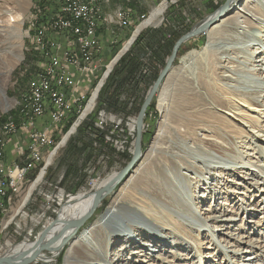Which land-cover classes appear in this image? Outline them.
<instances>
[{
    "label": "rangeland",
    "instance_id": "rangeland-1",
    "mask_svg": "<svg viewBox=\"0 0 264 264\" xmlns=\"http://www.w3.org/2000/svg\"><path fill=\"white\" fill-rule=\"evenodd\" d=\"M21 1L22 0H0V24H2L0 25V80L3 78L6 79L7 76L4 86L5 97L7 96L6 98L8 101L4 108L3 103H1L2 99L0 100V150H2V141H4L6 137L5 125L9 121V115L12 111L14 113L17 107V101L26 88L30 73L36 67L32 60L34 59L32 53L30 54L26 50L28 41L23 37L26 29V22H24L23 18L21 23L13 21V17L17 19L16 15L18 13H22L24 16L28 15L31 10V4L35 0H30L27 3L26 1L21 3ZM225 1L226 0H218L217 2H214V0H181L179 2L181 3L180 6L185 9L187 15H181L180 10L177 8L176 13L183 17L179 25L178 21L175 23V27L171 24L175 15H165L164 20L156 28L152 26L145 28V33L143 35L145 39L139 41L141 44L138 47L143 49L141 60L147 65L146 67L143 66L141 69L143 71L145 70V72H151L155 71V68H158L161 71L170 56L165 55L162 60L158 61L151 58V53L157 48V44L160 41L154 39L156 34L160 36L159 30L167 31V34L171 35L170 37L166 36L167 39L172 38L173 31L177 32L180 30L178 27H182V30L189 29L188 31H190L192 27H196V25L198 26V24L200 25L205 22V20H208ZM241 1L243 0H239V3ZM254 3L255 0L254 2L251 1L250 7ZM152 5L153 3H151L147 11L142 12L138 18L133 20L127 29V33L117 44L109 45L110 50L108 52L110 56L103 60L102 67L98 71L97 76L93 77L91 83L89 82L85 100L89 99L93 89L96 88L106 70L107 64L118 54L119 50L122 49V46L133 34L137 25L146 18L147 15L145 14L149 12ZM213 6H217V8L213 9ZM233 6L234 8L232 11L235 9L236 5ZM176 7L177 4H173L171 9ZM260 7L264 9L262 3ZM257 15H260L259 17L262 19L264 18V14L261 16L262 13L251 15L250 12L249 15L239 17L238 23L236 24V27L239 29L232 24H228V31H226V29L219 35V42L216 44L209 43L207 35L202 34L183 43L186 51L174 62V66L170 73L164 79L160 89L154 96L151 102L153 104H150L151 108L147 109L144 116L142 128V156L135 167H133L126 177L118 183L113 191L105 195L98 205L91 210V212H93L84 220L85 222L80 228L79 234L85 232L87 227L91 226L102 217L113 197L118 194L122 187L130 191L140 190V196L144 199H146V195H149L148 191L174 193V191L170 189L172 183H169L166 179L167 174L163 175L158 173L161 169H159V162H157L155 158H153L149 164H145L142 170L143 176L140 177V180L135 183L131 182L126 184L132 171L143 161L155 142V135L164 117L160 103H163L165 108L168 109V129L163 140V146L167 151L169 149L177 151L178 146L180 144L184 145L182 141L184 142L187 138L184 135L182 137V132L180 131V128L183 129V125L187 121V110H189V107L186 108L187 104L189 101H192V98L198 99L195 96L194 90L202 92L205 96L207 94L203 87L204 85L206 86L207 83H210V88L213 89L211 91L220 95L224 94L222 88L230 82L221 77L222 71L218 72L219 70H217V67L221 64H226L227 60L233 58L230 57L231 55L235 56V53L232 52L235 51L238 46L243 45V39L247 40L244 34L245 30H248V27L246 28L248 19L250 18L256 22L254 17ZM260 23L264 24V20H261ZM237 30H240V32ZM19 34H21L20 39L18 37ZM19 40L23 42V58L17 62L13 55L14 53L18 54L15 45L18 44ZM149 44H151L150 47ZM193 49L196 50V52L187 57V53ZM254 50L256 51V49H251L248 53L252 54ZM258 53L259 52L256 53L258 56L264 58V53ZM234 59H236V57ZM257 60L258 59L255 61H246L244 57L239 58V61L235 60V64L237 63L236 66L238 68L234 67L235 71H233V74H235L241 82L240 86L237 87L239 88L238 90L252 91L255 87L260 86V83H264L261 82V79H258L256 75L240 72V68L249 70L253 68L254 70V68L264 67V62H257ZM153 61L156 64L154 66H152ZM8 68H10L8 75H3L4 71ZM254 72L258 74L257 72H259V70H254ZM0 85H3L2 82ZM138 87L139 88L135 90L131 89L128 85L115 88L113 83L108 89H104V92H102L104 96L101 95L100 97V92L103 87L99 91L97 107L99 106L100 109L105 110V113L108 112L115 115L116 120L121 119L116 129L119 136L115 135L114 138V140L121 141V145H117L121 146L120 148L112 145L114 143L111 141L106 142L103 138L101 140L94 138V134L101 130L98 129L95 124L97 113L95 117V115H93L95 111H93L87 115L85 120L81 121V123L89 121L91 129L89 128L88 131L90 133H85L84 135L79 134L78 138L74 140L71 146H69L67 141L66 145L58 149L52 164H50V166L48 165L42 181L38 182L28 202L25 201V194L29 186L35 182L34 180L39 175L37 172L35 175L30 176L31 178H29V181H27L19 195H13L11 199L7 197L3 199L5 211H0V254L5 252L7 244H17L28 236H30L31 239H35L45 227H48L55 221L59 213L71 202L74 196H93L97 192L96 186L102 182L104 178L112 174H118L120 170L128 164L130 160H128L126 156L121 155L125 153V155L130 154V159L132 157L134 141L137 134L136 119L150 89V87L145 88L146 85L144 84H140ZM163 89L165 90L162 93ZM262 94L263 96L261 98L264 100V91ZM101 98L103 101L100 100ZM232 98H235V106L233 105L232 108L237 106L243 109V112L247 115L243 113L245 116L243 119L240 114L234 113L238 112L237 110L233 109L232 112L224 108L223 111L225 110L226 113L221 112V115L217 119L219 122L225 123L227 122L225 118H227L236 126H242V131L239 130L240 133L236 135L237 142H241L239 148H237L238 153L242 155V158L247 160L249 157H246L245 151L249 148H254L252 149L254 150L253 154L258 158L251 157L252 160H255V162L262 161L264 159V152L261 150L262 147L264 148V107H260L261 110H259V105L254 103L248 105L244 103L243 100L239 99L243 97L232 96ZM115 101L118 103L116 104ZM195 104H197V102ZM246 105L247 107H244ZM228 112L230 115L227 114ZM71 116L73 118L70 119V123L62 131L63 135H66V132H68L73 125V121L77 119L78 114H72ZM252 116L257 117V119L261 121L262 129H259L251 122ZM81 123L78 124V128L81 126ZM107 123V128L111 131L115 124L109 119ZM55 141L60 142L61 138H56ZM165 148L163 150H165ZM112 149L115 150V153L110 156L112 154ZM13 157V153H11L8 148L0 154V162L10 161ZM254 168L256 169L254 175H250L252 179H244L245 174L243 173L241 176L237 174L233 175V177H229L228 172L225 171L224 175L227 177L220 182V186L223 189L221 192L214 186L213 183L217 182L211 180L213 176L208 179L207 171L205 172L207 175L204 174L205 177L199 178L195 173L198 170H194L193 176H195V178L190 185L183 177L179 176L181 173L178 171L174 180L176 181V185L183 183L185 188H190L186 194V198L189 200L191 207L184 206L183 204L179 207L181 211L180 214L178 213L180 219L178 222L182 223L183 226L180 227L179 225L176 226L174 223H171L168 230L161 231L156 229V232L162 237L165 236V233H169L172 236L180 237L181 240H177L176 238V246L167 248L166 250H161L159 247L155 246L156 249H160V251H149L147 257L142 256V258H145L147 261L142 262V258H139L141 262L138 264H264V211L258 208L253 211L251 215L246 213L247 208L253 207L254 203L258 202L260 199H262L260 201L264 207V194H262L264 191L261 190L264 188V183H262L264 180L262 181L260 179L264 178V172H261L260 169L262 168L258 166ZM168 170L169 169L165 172ZM249 173H251V171ZM174 175L176 174L173 173V176ZM253 181H257V184L250 187ZM206 182L208 183L206 184ZM198 184L200 186L199 190H197V192L199 191L198 194L196 192L192 194L191 186L195 187L196 185L198 186ZM246 186H249L250 191L244 193L246 191ZM236 191L242 193L237 195V197L235 196L234 201H231ZM258 194L261 196L258 197ZM199 196L202 202H200ZM152 199V202L155 203V199ZM227 202L230 204H227ZM244 206L245 208H243ZM19 207L21 210L15 212ZM191 212L194 213L192 218L196 220V223L192 218L186 216ZM230 215L234 216V221L228 219ZM208 216H211V218L215 216V219L210 220L211 218H209L206 220ZM198 218L200 221L197 220ZM142 223L141 221L139 222L140 226ZM124 228L130 227L125 224ZM130 231H132L131 228ZM145 240L148 241V238ZM117 247L122 248L119 245ZM70 248L71 244L67 243L66 247L56 256L51 257L48 262H31L29 264H65V256ZM247 248H252V250H254L251 259H247L245 258L246 256H244L247 254L244 253ZM128 252L130 251L127 250L125 253L128 255ZM165 257L168 260L167 262L163 261Z\"/></svg>",
    "mask_w": 264,
    "mask_h": 264
},
{
    "label": "bare ground",
    "instance_id": "bare-ground-1",
    "mask_svg": "<svg viewBox=\"0 0 264 264\" xmlns=\"http://www.w3.org/2000/svg\"><path fill=\"white\" fill-rule=\"evenodd\" d=\"M25 1L27 3L30 0H22L21 3ZM158 1L159 0H154L152 2L153 5L151 9L145 14L147 15L146 18H144L137 25L133 31V34L122 46V49H120L118 54L114 56L107 64L103 76L99 80L96 88L93 89L89 99L85 100L84 96V105H77V107L73 109L71 115L78 114V116L77 119L73 121V125L70 127L68 132H66V135H63L62 131L70 123L69 120L72 118V116H70V118L61 125L60 130L56 131L52 141L48 142L47 146L43 148L41 156L38 160V164L34 165L33 170L26 177L25 184L27 181H29V178H31L30 176L35 175L36 172L39 174L34 180L35 182L29 186L25 194V201L28 202L31 199L33 191H35L38 182L42 181L44 174L46 173V169L48 165L50 166V164H52L53 158L56 156L58 149L66 144L70 135H72L77 130L78 124L81 123V121L86 118L89 113L95 110L99 91L101 90L111 68H114L113 66H115L114 64L116 59H118V57L130 49L138 35L145 28L149 26H158L162 21L161 16L165 15L167 10H170L173 4L176 5L181 0ZM251 1L254 2V0H243L239 3V0H232L231 5H236L235 9L225 16V18L218 20L212 27L208 28L204 34H201L207 35L209 43L216 44L219 42V35L227 29L228 24H232L236 27L239 17L249 15V12L251 15L262 13L261 16H263L264 9H262L260 5L262 3L264 6V0H255V5L252 4L250 7ZM213 14L209 19H212L216 15ZM28 15H32V18L40 17V0H35L32 2L31 10L29 11ZM259 16L260 15L254 17L256 22L250 18V20L248 19L246 25L248 30H245L244 34V37H246L247 40L243 39V45L238 46L235 51H231L232 53H235V56L231 55L230 57L233 58L227 60L226 64H221L217 67V70H219L218 72L222 71L221 77L230 82H227L228 84L222 88L224 90V94L221 93L222 95H220L211 91L213 89L210 88V83H207V85H204L203 87L207 94L205 96L202 94V92L194 90L195 96L198 99L192 98V101H189L187 104L186 108L189 107L186 116L187 121L183 125L184 128H180V131L182 132L181 136L183 137L184 135L187 138L184 140L185 143L182 141V144L184 145L180 144L178 146L177 151H174L173 149H169L167 151V149L163 146V140L168 129V109L165 108L163 103H160V106L163 109L162 112L164 113V117L159 126L157 134L155 135V142L143 161L132 171L130 177L126 181V184L131 182L135 183L136 181L140 180V177L143 176L142 170L144 169L145 164H149L152 159L155 158L157 159V162H159V169H161L158 171V173L163 175L167 174L166 179L169 183H172L170 189L171 191H174L173 194L148 191L149 195H146V199H144L142 196H140V190L130 191L127 188L122 187L118 194L113 197L102 217H100L91 226L87 227L85 232L81 234H79V231L85 222V217L98 205L102 198L98 200L97 192L93 196H74L71 199V202L59 213L55 221L48 227H45V229L35 239H31L30 236H28L17 244H7L5 252L0 254V257H11L12 261L9 263L2 262L0 264H15L29 257H33L32 262L45 263L48 262L51 257L56 256L64 247H66L67 243L71 244V248L68 250L65 256V264H138L141 262L139 261V258H142V256L147 257L149 251L156 252L160 251V249L166 250L167 248L176 246V238L177 240H181L180 237L172 236L169 233H165V236L162 237L156 232V229L161 231L168 230L171 223H174L176 226H183L182 223L178 222V220H180L178 215L181 211L179 210V207L182 204L184 206L191 207L189 200L186 198V194L190 188H185L183 183L176 185V181L174 180V177L177 176L178 171L181 173L179 176L183 177L189 185L195 178V176H193L194 170H198L195 173L199 178L205 177V175H207L206 173H208V179L213 176L211 180H215L214 182H217L213 184L215 187H217L219 192L223 190L220 186V182H222V180L227 177L224 175L225 171L228 172L229 177H233V175L237 174H240L241 176L243 173L245 174L244 179H252L250 178V175H254L256 171L254 167L258 166L262 168L260 171L264 172V159L262 161L255 162V160H252L251 158H258L253 154L254 150L252 149L254 148H249L250 151L249 149L245 151L246 157H249L247 160L242 158V155H240L237 151V148H239L241 142H237L236 135L242 131L243 127L236 126L231 122V120L227 118H225L227 121L225 123L221 121L219 122L217 119L221 115V112L226 113L225 110L223 111L224 108L229 109L230 111L233 109L237 110L238 112L234 113L240 114L243 119L245 117L243 113L247 115L245 112H243V109H240L237 106L232 108L233 105L235 106V98L233 99L232 96L243 97L239 99L243 100V102L248 105H252V103H254L259 105V108L264 107V100L261 98L263 96L262 92L264 91V83H260V86L255 87L258 89L254 88L255 90L253 89L252 91H240L237 87L240 86L241 82L235 76V74H233V71H235L234 67H237L235 60L239 61V58L241 57H244L246 61H255L258 59L257 62H264V58L256 54L257 52H259L258 54L264 53V24L260 23V21L264 20V18L262 19ZM16 17L17 19L13 17V21H17L19 23H21L24 19V15H22V13H18ZM226 31H228V29ZM237 31L240 32V30ZM18 37L20 39L21 34H19ZM25 38L28 42H32V33H26ZM117 42L115 44H117ZM15 47H17L18 54L14 53L13 56H15V59L18 62L23 58V42L19 40ZM251 49H256V51L254 50V53L252 52V54L248 53V51ZM195 52L196 50H191L187 53V57ZM235 57L236 59H234ZM254 70H259V72H257L258 74H256ZM254 70L253 68L250 70L240 68V72H247L254 76L256 75L258 76V79H261V82H264V67L261 66L260 68H254ZM9 72L10 68L6 69L3 75H8ZM6 79L3 78L0 80V84L1 82L3 84L0 85V100L2 99L1 103H3L4 108L8 102L6 98L7 96L5 97L4 86ZM164 90L165 89L162 90V93ZM196 102L197 104H195ZM244 107H247V105ZM261 108L259 110H261ZM227 114L230 115L229 112ZM251 122L254 123L259 129H262V125L260 123L261 121H259L257 117L252 116ZM56 138H61V141L56 142ZM164 148L165 150H163ZM261 150L264 152L263 147ZM167 169L169 170L165 172ZM250 171L251 173H249ZM173 173L176 175L173 176ZM116 178L117 174H112L104 178V180H102V182L96 186V190L98 191L105 186H111L115 183ZM260 179L262 181L264 180V178ZM230 181L234 182L233 180ZM207 183L208 182H206V184ZM256 184L257 181H253L250 184V187L255 186ZM24 186L22 187V190ZM191 187L192 194L193 192L198 194L199 191L197 192V190L200 188L199 184L198 186L196 185L195 187ZM22 190L19 191L17 195H19ZM245 190L246 191L244 193L250 191L249 186H246ZM261 190L264 191V188ZM234 193L235 194L231 198V201H234L235 196L237 197V195H240L242 192L236 191ZM262 194H264V192ZM257 196L259 197L261 195L258 194ZM152 198L155 199V203L152 202ZM198 198L200 202H202L200 196ZM260 200L254 203L253 207L247 208L246 213L251 215V213L258 208L264 211V207L262 206ZM228 203L229 202H227V204ZM243 208H245V206ZM19 210H21L20 207L15 210V212ZM193 214L194 213L191 212L186 216L188 218H192ZM233 217V215H230L228 219L234 221ZM209 218H211V216H208L206 220ZM212 219H215V216H212L210 220ZM197 220L200 221L199 218ZM140 221L143 222L141 226L139 224ZM193 221L196 223L195 219H193ZM125 224L131 228L133 233L130 231V228H124ZM147 238L148 241L145 240ZM118 245L122 248H118ZM155 246L159 247L160 249H156ZM247 249H245L244 252L247 254L244 256H246L245 258L247 259H251L254 250H252V248H249L248 250ZM127 250L130 251L128 252V255L125 253ZM146 261L147 260L145 258H142V262ZM163 261L167 262L168 260L165 257Z\"/></svg>",
    "mask_w": 264,
    "mask_h": 264
},
{
    "label": "built area",
    "instance_id": "built-area-1",
    "mask_svg": "<svg viewBox=\"0 0 264 264\" xmlns=\"http://www.w3.org/2000/svg\"><path fill=\"white\" fill-rule=\"evenodd\" d=\"M124 1L107 12L104 5L111 0H40V17L24 16L25 33H32V42L26 49L32 53L36 67L5 125L6 141H2L0 154L9 148L14 157L0 162V211H5L3 199H11L22 190L43 148L70 118L73 109L83 104L89 82L109 54V45H115L123 36L120 33L124 34L138 18L132 0ZM147 1L151 5L154 0ZM180 4L177 3L180 14L187 15ZM165 15L161 16L162 21ZM106 33H110L108 39ZM103 41L107 48L104 53ZM94 111L95 124L104 132L102 138L112 145H121V141L114 140L115 135L119 136L116 129L121 119L116 120L115 115L105 113L97 104ZM108 119L115 124L111 131L107 128ZM76 134L77 130L69 139Z\"/></svg>",
    "mask_w": 264,
    "mask_h": 264
},
{
    "label": "trees",
    "instance_id": "trees-1",
    "mask_svg": "<svg viewBox=\"0 0 264 264\" xmlns=\"http://www.w3.org/2000/svg\"><path fill=\"white\" fill-rule=\"evenodd\" d=\"M178 7L171 9L170 13H172L173 15H175V18L172 21V26L175 27V23L178 21V25L181 23L180 21L183 19L182 16H180L179 14L176 13ZM217 6H213V9H216ZM172 17V16H171ZM180 30H178L177 32H172V38L167 39L166 38V34L168 33L167 31L164 30H159L158 32L160 33V36H158V34L155 35V40H160L157 44V48H155L153 50V53L151 58L154 60H162L165 55H170L171 51L173 49V46L175 44V42L177 41V39L184 34L186 31L188 30H182V27H178ZM144 33L145 30L143 32H141L135 43H133V46L130 47L131 49L125 53L121 59L115 64L112 72L110 73V75L108 76L105 84L102 86V90L100 92V97L101 95L104 96V94H102V92H104V89H108L109 86H111V84L114 83V87H123L124 85H128L130 86L131 89H137L139 88L138 86L140 84H144L146 85L145 88L150 87L154 81L156 80V78L158 77V74L160 72V69L155 68V71H143L141 68L144 66L146 67V63L143 62V60H141V54L143 53V49L140 46L141 43H139V41L141 39H145L144 38ZM151 46V44H149V47ZM138 47V48H137ZM188 50V49H187ZM186 50L184 49V44L181 45L179 51H178V55L176 57V59ZM175 59V61H176ZM156 62V61H155ZM158 63V62H157ZM153 64V65H152ZM151 65L154 66L156 65L153 61ZM158 69V70H157ZM101 101H103V99H100ZM100 101V102H101ZM115 103L117 104L118 102L115 101ZM153 103H151L152 105ZM151 105L148 107V109L151 108ZM91 129V124L89 123V121H85L81 124V126L78 128V132L75 136H72L69 141L68 144L69 146H71L74 142V140H76L78 138L79 134H85V133H90L88 131V129ZM88 131V132H86ZM97 138L98 139H102L104 132L103 131H97ZM67 144V145H68ZM75 147V146H74ZM87 148V146H86ZM112 154L110 156H112L115 153V150L112 149ZM126 156L128 160H130V154L125 155L122 154L121 156ZM110 158V157H109ZM111 162V161H110Z\"/></svg>",
    "mask_w": 264,
    "mask_h": 264
},
{
    "label": "water",
    "instance_id": "water-1",
    "mask_svg": "<svg viewBox=\"0 0 264 264\" xmlns=\"http://www.w3.org/2000/svg\"><path fill=\"white\" fill-rule=\"evenodd\" d=\"M232 0H226L220 7L219 9L213 14L215 15L212 19H208L205 20V22H201L202 24H198V26L196 25V27H192L190 31H188L187 33H185L184 35H182L174 44L172 52L169 56V58L166 61V64L164 66V68L160 71L158 77L156 78V80L154 81V83L152 84V86L150 87L145 100L141 106L140 112L138 113L137 119H136V138L134 141V150L132 152V157L130 159V161L128 162V164L122 169L120 170V172L117 174V178L114 184H112L111 186H105L102 189H99L97 191L98 194V200H100L101 198H103L105 195H107L108 193H110L111 191H113V189L117 186V184L126 177V175L131 171V169H133V167H135V165L137 164V162L139 161L140 157L142 156V138H143V120H144V116L146 114V111L148 109V107L150 106L154 96L156 95L157 91L160 89L164 79L167 77V75L170 73L172 67L174 66V62L175 59L178 55V51L181 47V45L196 37L199 36L201 33H204L208 28L212 27L218 20L222 19L223 17L227 16L229 13H231L232 9L234 8L233 5H231ZM124 55V53L118 57V59H116L115 64L118 62V60H120V58ZM114 64V65H115ZM114 67V66H113ZM113 68H111L110 72L112 71ZM110 72L108 73V75L110 74ZM107 75V77H108ZM93 212V211H92ZM91 211L87 214V216L85 217L88 218L91 213ZM33 260V257H29L26 259H23L22 261H20L19 263H15V264H29L31 263ZM12 259L11 257H0V263L2 262H6L9 263L11 262Z\"/></svg>",
    "mask_w": 264,
    "mask_h": 264
},
{
    "label": "crops",
    "instance_id": "crops-1",
    "mask_svg": "<svg viewBox=\"0 0 264 264\" xmlns=\"http://www.w3.org/2000/svg\"><path fill=\"white\" fill-rule=\"evenodd\" d=\"M124 3H125L124 0H111V2L108 3V4H105L104 7H105V10H106L107 12H109V11H112L116 6L122 5V4H124ZM131 5H132V7L134 8V15H135V17H138L140 13L147 11L148 8L150 7V3H149V1H147V0H132ZM169 15H173V14H172V13H169ZM127 29H128V28H127ZM127 29L125 30V33H124V34H123V33H120V35L125 36V34L127 33ZM107 36H108V37H107ZM109 36H110V33H106V39H108ZM123 36H122V37H123ZM106 39H105V42H106ZM117 41L119 42L120 39L117 40ZM118 42H117V43H118ZM103 44L105 45L104 41H103ZM104 48H105V51H103V53L107 51L106 45L104 46ZM100 56H102V54H101ZM109 56H110V54H108L106 57H104L103 60L106 59V58H108ZM101 67H102V66H101ZM99 70H100V69H99ZM96 76H97V73H96V75H95L94 77H96ZM90 83H91V82H90ZM86 92H87V91H86ZM72 118H73V117H72ZM70 119H71V118H70ZM69 121H70V120H69ZM61 147H62V146H61Z\"/></svg>",
    "mask_w": 264,
    "mask_h": 264
}]
</instances>
